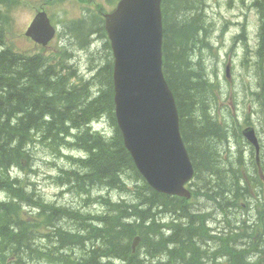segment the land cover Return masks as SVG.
<instances>
[{
    "label": "trees",
    "instance_id": "16d2710c",
    "mask_svg": "<svg viewBox=\"0 0 264 264\" xmlns=\"http://www.w3.org/2000/svg\"><path fill=\"white\" fill-rule=\"evenodd\" d=\"M203 2L162 3L164 74L195 170L188 199L149 186L133 162L115 115L113 60L77 81L75 69L3 45L0 17V264H264V207L259 220H235L229 211L239 205L250 212V186L262 191L263 181L255 158L252 174L241 149L232 155L217 82L197 60L209 45ZM103 118L113 132L93 128ZM40 145L67 159L58 187L97 201L57 202L21 179L18 171L34 170ZM200 196L210 212L199 198L193 202Z\"/></svg>",
    "mask_w": 264,
    "mask_h": 264
},
{
    "label": "water",
    "instance_id": "95a60500",
    "mask_svg": "<svg viewBox=\"0 0 264 264\" xmlns=\"http://www.w3.org/2000/svg\"><path fill=\"white\" fill-rule=\"evenodd\" d=\"M163 0H121L107 15V31L113 46L114 102L118 127L133 162L155 190L173 196L191 197L187 183L195 175L181 134L180 114L174 91L165 78L163 62ZM41 25L53 32L40 15L27 35L37 40ZM228 66V77H229ZM242 135L260 153L253 126ZM259 159V158H258ZM140 237L133 242L134 250Z\"/></svg>",
    "mask_w": 264,
    "mask_h": 264
},
{
    "label": "rangeland",
    "instance_id": "374dc122",
    "mask_svg": "<svg viewBox=\"0 0 264 264\" xmlns=\"http://www.w3.org/2000/svg\"><path fill=\"white\" fill-rule=\"evenodd\" d=\"M243 4L242 2V6ZM236 6L235 10H229V7L227 10L223 7L222 10L223 12L226 11V16H230L234 13L232 15L235 20L240 19L244 22L246 20L245 12L243 16H239V3L236 4ZM10 8H12V6ZM15 8H12L10 11H5L7 16V24L4 25L5 39L10 41L9 45L13 49L15 48L17 51L22 49L25 51L21 52L29 53L33 51L30 43H28L27 40L16 39L15 33L21 32L22 29L25 30V24L30 10L25 7ZM243 9L248 12L244 6ZM248 18L249 23L246 26L237 25L236 23H227V25L220 30L218 29V24H216L215 29L212 31V35L207 32L206 38L208 39L209 45L202 47L199 52H197L198 54H196L197 60H202L203 65L206 66L209 77L217 82V111L220 117L225 119L229 126L231 135L230 142L233 144V149L231 151L238 154L239 149H241V155L244 158V163H246L249 168L248 170H250L252 174H255L259 169L262 178L261 181H263L262 191L261 188H257L255 184L250 186V193L254 195L252 203L253 208L250 212L248 208L238 207L239 205L232 206L229 209L230 214L233 215L235 220L243 219L247 216L252 217L253 220H259V211L264 207V177L262 176V174H264L262 173L264 172L262 157V149L264 150V42L262 40L257 41L251 29L255 27L256 22V17H254L253 12L249 14ZM215 19H217L216 16ZM204 20L205 25L208 27V19ZM223 29H225V31ZM240 33L244 35L242 36ZM78 53L80 56L77 58L65 57L66 60H78L79 70L77 81H79L81 76L89 78L97 71L96 69H100V65L110 59L108 58L107 52L96 53L94 50H88V52L79 50ZM48 55L52 56L51 53H48ZM228 65H230L229 77H227ZM64 72H68V69ZM71 80L72 82H77L76 78L72 77ZM92 126L95 129H99L101 132H113V128H111L106 118L93 122ZM247 126H254L256 134H258L259 146H261L258 156L260 163H258L256 159L255 147L242 135V130ZM41 146L42 145L38 147L39 149L35 153L37 159L34 163V170L31 172H26L24 170L18 171V175L21 179L24 178L32 181L36 184L37 188L42 191L46 198L57 202L60 201L70 205H81L84 203L85 205L86 203L89 204L97 201L95 199H81L74 193L67 192L64 188L58 187L55 176L59 172V167H69L67 159L58 154L51 153L46 146ZM253 151L254 154L252 153ZM69 152L67 151V153ZM234 152L232 154L233 156L235 155ZM71 153L78 154L76 151ZM254 158L257 162V171L253 170ZM258 191L261 192V194ZM103 193L112 196L115 200L121 196V192L114 190H106L103 191ZM198 198L201 204L204 205L203 207L212 208L202 196L193 198V202L195 201L197 203ZM89 208L93 211L101 209L98 205H90ZM208 210L209 212L211 211L210 209ZM213 226L214 224H212V227Z\"/></svg>",
    "mask_w": 264,
    "mask_h": 264
},
{
    "label": "flooded vegetation",
    "instance_id": "af4514ba",
    "mask_svg": "<svg viewBox=\"0 0 264 264\" xmlns=\"http://www.w3.org/2000/svg\"><path fill=\"white\" fill-rule=\"evenodd\" d=\"M120 0H0V17L7 24V16L5 11H10L12 8L18 9L25 7L30 10L26 21L25 30L15 33L16 39L27 40L32 46L28 55H40L45 57L52 64L59 63L65 70L78 68V60H66V56L71 58L79 57V50L87 51L94 50L96 53L107 52L109 60H113V46L111 45L110 35L107 31V15L113 12ZM260 2L264 0H204L203 8L205 19L209 21L206 31L213 34L216 24L218 29L222 30L225 25L233 24L246 26L249 23V14L253 12L256 17L255 27L251 28L257 41L264 42V13L260 9ZM243 6L248 10L246 12ZM239 3V16L246 14V20L242 22L240 19L235 20L232 13L226 16L222 8L225 10H235L236 4ZM12 6V8H10ZM40 15H44L53 28L52 35L49 28L41 25L37 30V34L42 39L41 41L34 38L32 35H27L29 28L35 23ZM215 16L217 19H215ZM237 16V14H236ZM211 18V19H210ZM227 21V19H229ZM221 19V20H220ZM232 19V20H231ZM231 21V22H230ZM240 21V22H239ZM221 24V25H220ZM4 25V23H3ZM250 29V27H249ZM242 36L243 33H240ZM212 40V39H211ZM5 43V44H4ZM3 45H9L10 41L6 39ZM15 49V48H14ZM13 49V50H14ZM17 51V49H15ZM19 49L17 52L24 53ZM51 53L52 56H49ZM65 59V60H64ZM76 62V63H75ZM230 62V61H229ZM108 64V61L100 65V68ZM72 66V67H71ZM114 66V65H113Z\"/></svg>",
    "mask_w": 264,
    "mask_h": 264
},
{
    "label": "bare ground",
    "instance_id": "6f19581e",
    "mask_svg": "<svg viewBox=\"0 0 264 264\" xmlns=\"http://www.w3.org/2000/svg\"><path fill=\"white\" fill-rule=\"evenodd\" d=\"M211 19V18H210ZM229 20H230V18H229ZM228 19H227V21H229ZM232 20V19H231ZM231 22V21H230ZM240 22V21H239ZM229 23V22H228ZM235 23V22H234ZM233 23V24H234ZM224 31H225V29H223ZM228 32V31H227ZM224 34V33H223ZM237 39V38H236ZM245 39V38H244ZM246 40V39H245ZM80 56V55H79ZM71 57V56H70ZM86 58V57H85ZM88 60V59H87ZM76 63V62H75ZM85 63V62H84ZM86 63H87V61H86ZM88 64V63H87ZM79 66V65H78ZM72 67V66H71ZM72 69V68H71ZM243 123V122H242ZM263 152V151H262ZM236 153V152H235ZM241 153V152H240ZM248 153V152H247ZM250 154V153H249ZM241 155V154H240ZM255 156V155H254ZM257 159V158H256ZM35 161V160H34ZM238 162V161H237ZM243 164V163H242ZM236 166H237V164H236ZM240 168V167H239ZM24 170V169H23ZM26 170H28V168L26 169ZM25 170V171H26ZM27 172H29V171H27ZM21 174V173H20ZM21 178V177H20ZM228 179V178H227ZM238 185H239V183H238ZM237 185V186H238ZM67 191V190H66ZM237 192V191H236ZM243 192V191H242ZM63 193V192H62ZM65 193V192H64ZM230 196V195H229ZM48 199V198H47ZM94 199V198H93ZM234 199V197L231 199V200H233ZM206 200V199H205ZM235 200V199H234ZM89 203V202H88ZM92 203V202H91ZM89 206V205H88ZM205 208V207H204ZM207 208H209V207H207ZM210 210H211V208H209ZM209 222H211V221H209ZM209 222H207V223H209ZM210 224V223H209ZM217 239V238H216ZM103 240V239H102ZM138 248V247H137ZM172 262V261H171ZM209 264V263H208Z\"/></svg>",
    "mask_w": 264,
    "mask_h": 264
}]
</instances>
